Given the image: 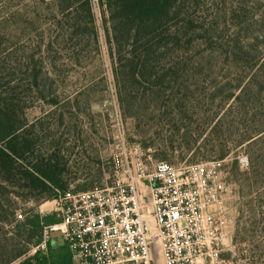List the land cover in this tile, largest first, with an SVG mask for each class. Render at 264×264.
I'll return each instance as SVG.
<instances>
[{"label": "rangeland", "instance_id": "obj_1", "mask_svg": "<svg viewBox=\"0 0 264 264\" xmlns=\"http://www.w3.org/2000/svg\"><path fill=\"white\" fill-rule=\"evenodd\" d=\"M199 2L204 40L167 44L151 57L158 79L143 73L120 99L107 5L90 0V20L80 0H0V108L35 124L27 134L43 155L56 153L64 188L112 181L124 158L148 170L156 161L208 163L202 175H183L215 190L214 201L202 191L203 215L219 236L204 264H264V84H246L264 57V0ZM6 177L0 182L9 185ZM137 188L154 264H164L148 180ZM11 197L19 223L29 208L48 214L56 206L41 195ZM14 233L0 225V263Z\"/></svg>", "mask_w": 264, "mask_h": 264}, {"label": "built area", "instance_id": "obj_2", "mask_svg": "<svg viewBox=\"0 0 264 264\" xmlns=\"http://www.w3.org/2000/svg\"><path fill=\"white\" fill-rule=\"evenodd\" d=\"M120 152L125 154L123 143ZM117 166L120 175L110 182L57 191L52 211L57 223L45 227L35 250L46 249L54 228L61 232L71 264H154L149 222L137 188L140 180L147 179L164 264H204L211 250L217 254V228L211 227L210 216L204 217L202 202V191L214 201L215 190L205 180L196 183L183 176L202 175L208 163H183L177 168L156 161L148 170L140 159L124 158ZM16 216L22 218L21 213Z\"/></svg>", "mask_w": 264, "mask_h": 264}, {"label": "trees", "instance_id": "obj_3", "mask_svg": "<svg viewBox=\"0 0 264 264\" xmlns=\"http://www.w3.org/2000/svg\"><path fill=\"white\" fill-rule=\"evenodd\" d=\"M99 1L109 7L107 43L120 99L126 83H137L143 73L148 74L152 82L158 79L156 61L152 62L151 57L167 44L170 50H175L183 40L190 45L196 40H204L205 27L198 15L201 12L199 0ZM79 8L93 20L90 0H80ZM259 66L260 69L249 76L247 85L264 84V57ZM242 88L244 86L240 91ZM31 129H35L34 123L27 124L25 120L19 123L16 116L9 115L8 107L0 108V176L4 180L6 176L10 177L9 185L0 182V225L15 230L12 242L6 244L8 256L0 264L16 260H20L18 264H47L48 252L52 247H58L52 246L48 239L45 250L36 249L30 254L31 249L42 241L45 227L57 222L55 213L41 214L29 208L23 221L19 223L20 220L15 218L16 203L11 196L23 194L26 199H35L41 195L54 199L57 191L67 189L61 180L62 169L56 153L43 155L36 148L34 137L29 136L32 133L27 134ZM260 133L250 134L244 141L254 142ZM2 248L0 251L4 250ZM61 259L50 261V264H68L66 255Z\"/></svg>", "mask_w": 264, "mask_h": 264}, {"label": "crops", "instance_id": "obj_4", "mask_svg": "<svg viewBox=\"0 0 264 264\" xmlns=\"http://www.w3.org/2000/svg\"><path fill=\"white\" fill-rule=\"evenodd\" d=\"M65 250L67 252V255L66 254L65 255L69 257V251H68L67 247L65 246V244L63 246L52 247V249L48 252V255H50V256L48 258L47 264H50V261L51 262L61 261L62 260L61 258L63 256ZM34 252H35V249L33 248V249H31L30 254H32ZM68 257H67V259H68ZM67 262L69 264V260H67Z\"/></svg>", "mask_w": 264, "mask_h": 264}, {"label": "water", "instance_id": "obj_5", "mask_svg": "<svg viewBox=\"0 0 264 264\" xmlns=\"http://www.w3.org/2000/svg\"><path fill=\"white\" fill-rule=\"evenodd\" d=\"M50 243L52 246H62L64 245V240L61 236L60 230H51L49 232Z\"/></svg>", "mask_w": 264, "mask_h": 264}]
</instances>
